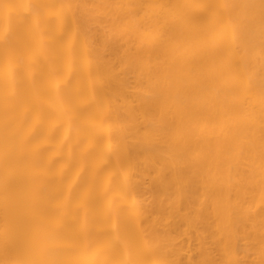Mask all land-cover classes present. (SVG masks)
<instances>
[{
  "label": "bare ground",
  "instance_id": "bare-ground-1",
  "mask_svg": "<svg viewBox=\"0 0 264 264\" xmlns=\"http://www.w3.org/2000/svg\"><path fill=\"white\" fill-rule=\"evenodd\" d=\"M0 264H264V0H0Z\"/></svg>",
  "mask_w": 264,
  "mask_h": 264
}]
</instances>
